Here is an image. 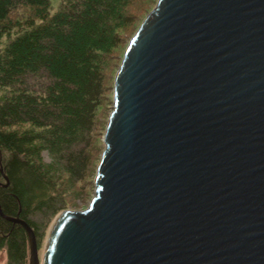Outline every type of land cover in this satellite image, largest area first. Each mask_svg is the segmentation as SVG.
Instances as JSON below:
<instances>
[{"label":"water","instance_id":"1","mask_svg":"<svg viewBox=\"0 0 264 264\" xmlns=\"http://www.w3.org/2000/svg\"><path fill=\"white\" fill-rule=\"evenodd\" d=\"M103 142L88 208L56 217L42 261L0 206L28 264H264V0H158Z\"/></svg>","mask_w":264,"mask_h":264},{"label":"trees","instance_id":"2","mask_svg":"<svg viewBox=\"0 0 264 264\" xmlns=\"http://www.w3.org/2000/svg\"><path fill=\"white\" fill-rule=\"evenodd\" d=\"M135 1L65 0L51 13L49 0H0V37L19 7L32 15L0 53V206L26 221L37 242L46 226L34 217L65 211V196L87 177L107 60L120 44V29L133 20ZM1 249L8 264L29 263L25 229L0 215Z\"/></svg>","mask_w":264,"mask_h":264},{"label":"rangeland","instance_id":"3","mask_svg":"<svg viewBox=\"0 0 264 264\" xmlns=\"http://www.w3.org/2000/svg\"><path fill=\"white\" fill-rule=\"evenodd\" d=\"M51 5V13H55L59 10L65 0H49ZM158 0H136L132 9L133 20L129 24H125L120 29V44L115 48L111 54V58L107 60L106 65V84L107 91L105 99L103 100L102 106L99 108L97 113L96 128L93 132L91 139V148L88 151L90 155V166L87 173V177L79 183L76 187L70 190L69 196H65L66 210L81 211L88 208L93 196H94V174L96 172V166L102 147L104 146L103 135L104 128L107 123L108 117L112 111L113 102V89L115 75L118 70L121 57L124 55L127 47V41L130 40L138 30L142 23V20L150 13L156 6ZM31 10L27 6L19 7L7 20L4 27L7 28V32L0 37V53L4 50L5 46L10 42L11 38L15 37L16 34L27 28V22L31 18ZM4 93V89L0 87V95ZM17 129L27 130V125H21ZM45 161H50L47 154H44ZM56 217L50 219H44L41 215H36L34 219L41 225L46 226L43 231L42 238L38 241V253L40 261L43 259L45 244L49 230L54 223ZM0 263L8 264L7 253L5 249L0 250Z\"/></svg>","mask_w":264,"mask_h":264}]
</instances>
